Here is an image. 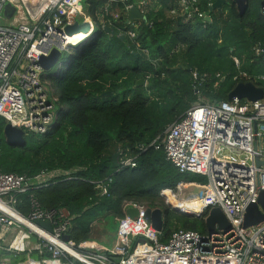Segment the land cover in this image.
<instances>
[{
	"label": "trees",
	"instance_id": "obj_1",
	"mask_svg": "<svg viewBox=\"0 0 264 264\" xmlns=\"http://www.w3.org/2000/svg\"><path fill=\"white\" fill-rule=\"evenodd\" d=\"M107 1L87 0L96 33L73 44L75 53L65 69L47 74L56 83L60 106L54 126L43 134L27 133L24 144H11L4 133L7 121L0 116L4 172L34 178L61 169L72 176H58L40 188L31 184L16 194L19 210L31 211L32 195L46 209L65 207L74 216L69 235L77 244L115 233L129 201L156 207L163 191H176L183 182L205 183L202 175L183 173L167 158V128L196 102L228 100L240 82L264 88V60L256 51L264 40V0H249L243 13L234 0L222 9L208 5L216 0H200L210 20L172 15L178 0H155L159 7L146 12L135 37L105 30L128 29L105 12ZM113 6L122 9L124 2ZM141 79L145 85L138 84ZM106 91L113 94L103 96ZM116 153L119 159L132 157L136 165L116 166ZM99 185H107V192ZM163 211L162 242L177 229L208 231L206 213L172 206Z\"/></svg>",
	"mask_w": 264,
	"mask_h": 264
},
{
	"label": "built area",
	"instance_id": "obj_2",
	"mask_svg": "<svg viewBox=\"0 0 264 264\" xmlns=\"http://www.w3.org/2000/svg\"><path fill=\"white\" fill-rule=\"evenodd\" d=\"M116 1L124 2V7H114ZM9 4L14 7L11 15L5 12ZM158 7L155 0H108L105 12L127 25V30L118 33L135 37L134 28L143 21L126 23L130 10L137 8L146 15ZM170 13L186 20L195 15L206 20L209 15L200 0H178ZM86 22L94 35L97 25L87 0H44L43 4L40 0H0V116L7 123L25 134H43L54 126L57 97L46 77L55 64L45 69L39 60L54 48L71 52L67 27ZM256 51L264 60V40ZM194 77L198 78L197 72ZM163 144L167 158L181 172L206 178L200 183L206 186L205 193L194 202L192 212L201 216L221 207L231 222L229 230L177 229L162 242V231L145 217L147 206L129 202L125 211L136 206L140 214L131 217L125 212L119 218L113 245L95 239L77 244L64 239L74 218L65 207L46 209L33 195L27 215L17 206V193L33 183L45 187L58 176L72 178L67 171L46 170L31 178L0 168V264H73V259L79 264H264V221L244 226L248 206L258 202L264 189V97L196 102L167 128ZM119 160L136 165L129 156ZM99 187L107 192V185ZM42 221L50 222L51 229ZM35 253L38 257L33 258ZM24 256L25 260L18 259Z\"/></svg>",
	"mask_w": 264,
	"mask_h": 264
},
{
	"label": "water",
	"instance_id": "obj_3",
	"mask_svg": "<svg viewBox=\"0 0 264 264\" xmlns=\"http://www.w3.org/2000/svg\"><path fill=\"white\" fill-rule=\"evenodd\" d=\"M237 4L238 9L243 13L247 9L249 0H234ZM228 0H216L213 5L211 6V9H222L223 4H226ZM14 7L12 5H7L6 7V14L11 15L13 12ZM211 15L209 14L206 17V20H210ZM129 20H142L146 21L147 17L144 13L140 12L137 8H132L128 14V19L125 21L128 23ZM83 29H89V23H76L72 26H68L67 30L69 34H73L77 30H83ZM105 30L110 33L111 35H117L118 31L114 29L113 27L106 26ZM124 37V36H123ZM72 47V44H69ZM70 57L75 53L69 52ZM62 52L58 48H54L52 52L49 55H43L41 59L39 60V63L45 68L49 69L54 64L59 62L60 56H62ZM261 56V55H260ZM59 68H62L63 62L60 61ZM146 79H141L138 84L139 85H145ZM112 91H106L102 95L108 96L112 95ZM239 99H245V100H251V101H257L264 97V88L261 86H258L253 81L248 82H240L238 83L235 88L229 93V99L232 100L234 98ZM4 133L6 136V139L11 144H24L26 142V134L22 128L13 126L11 123H7L4 128ZM119 156L120 153H116L114 155V163L116 166L120 165L119 162ZM261 163V161H259ZM179 188L182 190V193L179 197V199L184 200H197L201 196L204 195L206 186L197 182H189V183H182ZM260 206L263 208V211L260 209ZM176 209L181 210L179 207H175ZM126 213L130 215L131 217H137L140 214L139 207L136 206H130L126 209ZM189 214H195L194 212L190 211L187 212ZM145 217L149 222L153 224V226L159 230L162 231L164 228V211L162 208H152V207H146L145 209ZM207 229L209 232H214L216 228L222 231L229 230L231 228V222L227 218L225 212L221 207H213L210 209L208 214L205 217ZM264 221V189H260L258 202L257 203H251L246 211L245 214V221L244 226H252L260 224ZM40 224L47 226L49 229H51V224L48 221H42ZM71 237L69 234H66L64 236L65 240H69ZM73 264H79V261L77 259H73Z\"/></svg>",
	"mask_w": 264,
	"mask_h": 264
},
{
	"label": "rangeland",
	"instance_id": "obj_4",
	"mask_svg": "<svg viewBox=\"0 0 264 264\" xmlns=\"http://www.w3.org/2000/svg\"><path fill=\"white\" fill-rule=\"evenodd\" d=\"M40 3L43 4L44 3V0H40ZM70 36L77 37V40L82 41L83 39H85V38H87V37L90 36V31H89V33H84V32L81 31L80 33H75V34L70 35ZM69 60H70V53L68 51H63V54H62L59 62H57L52 69L48 70L47 71V74H49V73L50 74H56L57 71L59 70V66H60L59 63H60V61L63 62L62 69H65L67 67L68 63H69ZM49 84L52 85L53 93H54L56 91V83L50 81ZM50 94L52 95V93L49 91V95ZM59 108H60V106L57 103L56 104V111H58ZM181 193H182V190L180 188H178L176 191H172V190H169V192L163 191V193L161 195V199H159V200L157 199L156 200V203L155 204H157L158 206L152 207V208H158L159 207V208H162L163 209L166 206L175 207L176 206V203H177V200L179 199ZM129 202H133V201H129ZM141 204L150 207L146 201L141 202ZM100 229H101V227H100ZM99 232L102 233L103 231H99ZM108 236H111V234L108 235ZM36 257H37V254L35 253L34 256H33V258H36Z\"/></svg>",
	"mask_w": 264,
	"mask_h": 264
},
{
	"label": "bare ground",
	"instance_id": "obj_5",
	"mask_svg": "<svg viewBox=\"0 0 264 264\" xmlns=\"http://www.w3.org/2000/svg\"><path fill=\"white\" fill-rule=\"evenodd\" d=\"M81 31L84 32V33H89L90 30L89 29H87V30L83 29V30H80V31L77 30L73 34L80 33ZM73 34H69V38L66 40L67 43H73V44L78 43V42H75L77 40V37L70 36V35H73ZM195 201L196 200H194V199H191V200L178 199L175 207H179L181 209V211L183 210L186 213L190 212V211H194V210H196V208L194 206V205H196L194 203Z\"/></svg>",
	"mask_w": 264,
	"mask_h": 264
},
{
	"label": "crops",
	"instance_id": "obj_6",
	"mask_svg": "<svg viewBox=\"0 0 264 264\" xmlns=\"http://www.w3.org/2000/svg\"><path fill=\"white\" fill-rule=\"evenodd\" d=\"M102 224H101V228H102ZM115 238H116V232L111 233V236H108V234L98 236V239L100 240L99 242L104 243V244H108V245H113L115 242ZM32 256H34V254ZM21 258H22V260H25L27 258V256L19 257L18 259H21ZM20 261L21 260L15 261V262H20Z\"/></svg>",
	"mask_w": 264,
	"mask_h": 264
},
{
	"label": "clouds",
	"instance_id": "obj_7",
	"mask_svg": "<svg viewBox=\"0 0 264 264\" xmlns=\"http://www.w3.org/2000/svg\"><path fill=\"white\" fill-rule=\"evenodd\" d=\"M80 42H82V41H79L78 43H80ZM75 44H77V43H75ZM71 52H73V51H71Z\"/></svg>",
	"mask_w": 264,
	"mask_h": 264
}]
</instances>
